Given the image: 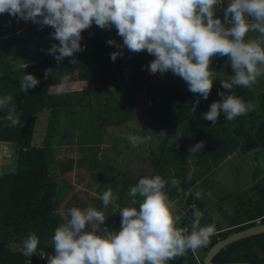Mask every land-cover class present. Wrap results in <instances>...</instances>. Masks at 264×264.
Instances as JSON below:
<instances>
[{"label":"clouds","instance_id":"clouds-1","mask_svg":"<svg viewBox=\"0 0 264 264\" xmlns=\"http://www.w3.org/2000/svg\"><path fill=\"white\" fill-rule=\"evenodd\" d=\"M222 5L223 0H0V14L7 13L39 28L50 26V38L59 43L52 44L47 53L54 56L57 64L65 58H72V62L74 54L84 50L82 32L93 24L102 30L114 27L123 43L106 41L118 49L110 53V59L115 62L122 57L125 48L133 54L146 50L154 57L147 65L150 74L170 71L186 83L191 93L199 94L192 105L195 114L200 99L207 100L216 80L209 70L214 57H227L232 69V75L220 80L226 92L237 87L251 88L264 76V0H229L223 9V22L214 18L216 8ZM249 31L259 32L260 39L246 41ZM44 76H49V70ZM69 78L68 74L61 77L58 92H62ZM39 83L34 75L24 73L19 79V91L27 93ZM218 95L221 99L201 114L213 125L221 113L233 121L256 108L241 97L225 92ZM12 100L10 94L0 96V110H7L3 119L9 127H22ZM127 139L135 148L150 137L130 133ZM203 147L204 142H198L189 152L196 153ZM192 174L188 173L187 180L192 179ZM170 183L180 191L178 179L173 178ZM168 184L155 175L140 178L131 186L127 196L133 203L137 196L142 201L138 208H120L118 231H110L105 224V211L117 202L111 188L100 196L104 211L92 207L69 209V219L54 230L50 241L54 254L48 257V264H168L189 250L207 246L209 238L216 234L215 224L201 226L203 212L193 205L191 230L178 228L182 216L174 215ZM205 195L214 199L211 192L203 190L195 193V199ZM38 244L39 238L29 234L22 240V255L29 258L36 254Z\"/></svg>","mask_w":264,"mask_h":264},{"label":"trees","instance_id":"trees-1","mask_svg":"<svg viewBox=\"0 0 264 264\" xmlns=\"http://www.w3.org/2000/svg\"><path fill=\"white\" fill-rule=\"evenodd\" d=\"M221 15L223 17V14ZM93 26L100 29L95 24ZM38 31V25L23 20L17 21L7 13L0 14V96L10 94L13 97L12 104L15 105L22 125V127H9V122L3 119L7 110H0V143L11 144L15 156L14 171L0 176V264H39L34 259L35 257H25L22 255V250H13L8 245V243H12L22 246V240L33 233L39 238L37 252L54 254L50 241L54 230L63 224L57 215H53L56 207L57 184L51 174L55 152L51 146L59 143V140L54 139L55 134L61 137L64 135V130L75 123L83 132L94 131L95 127L90 126L92 122L90 116L93 114V110L95 111L93 119H95L96 128L99 130L106 126H119L125 123L132 113L119 89L114 66L110 63L99 62L96 52L90 51L88 48L86 37H84V41H81L84 50L78 52L81 61L74 54L72 62V58H65L60 64H57L54 56L48 54L47 50L52 44L59 42L50 38V31L45 30L46 32L44 31L45 33L39 36ZM36 36L42 46L38 62L25 68L12 67L7 58L12 47L24 45ZM95 45L97 49L102 48V44L96 42ZM88 55L93 61L91 64L95 66L94 78L98 81L99 87L103 89L100 100L95 103V106L90 101L86 104L83 102V96L88 92L47 94V88L51 85L61 84V77L65 74L70 77L66 82L87 81L85 68L88 64V58H86ZM229 67L227 57L217 56L216 59H212L209 70L213 72L216 80L213 81V87L207 100L200 99L195 114L192 112V105L200 97L199 94L193 93L189 99L177 102L176 105L170 107V110L168 108L170 116L165 117L162 112L154 114V117L160 119L163 125H169V131L167 130L165 133L167 139H164L161 145L156 146L158 157L148 158L151 170L149 178L160 175L166 180L165 169L162 166L167 162L173 163L175 175L180 181L178 185L180 191H177L175 187L168 186L170 187L168 194H172L177 198V202L183 201L185 206L189 207L187 215L191 219L193 205L204 213L206 211L203 210L200 200L192 198V194L189 192L196 177L193 176L189 181L187 176L182 174V165L186 151L191 147L192 139L201 138L204 141L203 149L197 154V164L202 168L209 164H215L232 153L240 155L256 149L264 154V85L234 88L232 92H226L222 88L220 80L230 76L227 73ZM46 70H49L47 78L44 76ZM24 73L34 75L40 81L35 88L29 89L27 93L19 91V79ZM218 92L241 97L243 101L256 105V108L233 121L226 120L224 114L221 113L217 123L213 125L211 121L203 119L201 114L209 110L212 102L221 99ZM169 104L172 105L170 102ZM42 109L49 110V115L44 138L39 146H35L32 144L33 128L36 114ZM162 110L167 111L166 108H162ZM89 114L90 116H88ZM83 143L81 141V144ZM59 166L61 170L67 167L61 162ZM262 171L261 169L255 170L252 181ZM96 177L106 179L102 172L100 176L98 174ZM105 183L113 188V192L117 195V203L123 199L129 202L132 200L127 196L132 185L121 181L117 186V182L113 180L105 181ZM185 193H188L187 197ZM243 195H245L244 202L239 207L231 205V212L223 214L225 221L223 228L211 221L210 217L207 218L208 221L201 219V226L215 224L217 230L216 234L209 238L207 246L200 248L202 252L207 251L217 238H224L230 233L252 226L255 224V220H258L259 223L264 222V176L248 188ZM141 201L142 198L137 196L136 202L130 207L138 208ZM100 203L103 205L102 202ZM97 204L96 202L92 207L100 211V206ZM240 211L245 212L246 216L245 219H239V221L237 217ZM114 215L110 220L109 217L112 215L108 212L106 217L108 222H112L111 231H118L121 222L119 211L116 210ZM182 224V220H180L176 226L183 228ZM196 252H198L197 249ZM212 262L264 264V233L226 246L212 258ZM168 264L197 263L189 250L183 257L171 260Z\"/></svg>","mask_w":264,"mask_h":264},{"label":"rangeland","instance_id":"rangeland-1","mask_svg":"<svg viewBox=\"0 0 264 264\" xmlns=\"http://www.w3.org/2000/svg\"><path fill=\"white\" fill-rule=\"evenodd\" d=\"M228 2L229 0H223V5L216 8L214 18L219 17L223 22L221 14H223V9L227 7ZM227 26H230V23ZM91 28L82 32L81 41H84L86 32L93 33L92 36L86 38L88 48L90 51L96 52L99 62L110 63L114 66V74L118 79L119 89L132 113L125 123L119 126H106L99 130L96 128L95 119H93L95 114L93 110V114L88 116L92 119L90 126L95 127L94 131L83 132L75 123L67 127L61 137L55 134L54 139L59 140V143L51 146L55 151L51 174L57 184L56 207L53 215H57L62 223H66L69 219L68 211L73 207L87 210L89 207L95 206L93 204L97 202L100 211H104L103 205L100 203L102 202L100 196L109 188L113 190L112 187L107 186L105 181L113 180L117 182V186L121 181H125L127 184L135 186L140 178L149 177L151 170L148 158L158 157L156 146L161 145L164 139H167L165 133L167 130L169 131V125H163L160 119L154 117V114L162 112L163 116H170L168 108L170 110V107L176 105L177 102L185 101L191 96L186 83L181 78L173 76L170 71L163 75L149 73L147 65L154 57L149 55L146 50L140 54H133L125 48L123 49V56L118 57L113 62L110 59V53L118 51V49L115 45H108L106 41L112 39L118 44H122V38L117 35V30L114 27L110 30L97 29L94 26ZM259 34L256 31H249L245 40L258 41L260 39ZM96 42L102 44L101 49L96 48ZM75 57L78 59V55H75ZM86 58H88V64L85 68L87 88L83 82L77 89H87L89 101L94 103L93 106H95V103L100 100L103 89L99 87L98 81L94 78L95 66L91 64L93 62L90 59L91 56L88 55ZM227 73L229 75L233 74L231 67H229ZM255 85L260 87L264 85V82H257ZM240 88L237 87L236 89ZM96 107L93 108L96 109ZM162 108H166L167 111L165 112ZM44 117L38 118L37 129L33 130L32 144L35 146L41 144L45 135V123L48 116L43 119ZM130 133L141 137H150V139L134 148L127 139ZM81 141L84 143L81 144ZM201 141H203L201 138L192 139L191 147ZM190 148L186 151V157L182 165V174L187 176L189 172H192V177H196L189 192L194 199L197 191L211 192L214 199L208 198L207 195L203 199H199L203 210H206L205 213L203 212L202 221H208L207 218L210 217L211 221L223 228L225 224L223 214L231 212V205L239 207L244 202L245 195L243 193L248 189L245 188L252 180L249 179L251 181L247 184H242V182L245 181L252 169L261 168V170H264V162L259 167L256 163L257 155L250 151L240 155L232 153L215 164H209L202 168L197 164V154L200 151L191 153L189 152ZM7 157L3 155L0 157L2 162L0 175L13 172L15 169L14 154L10 153ZM60 162L67 166L64 170L60 169ZM162 168L165 169L164 176L169 182L168 186L171 187V180L173 178L177 179L173 163L167 162ZM101 172L106 177V179L102 177L103 181L101 177H96L98 174L100 176ZM170 187L167 189V194ZM168 197L169 201L174 203V215H181L183 227H188L191 230L192 219L187 215L189 207L185 206L183 201L177 202V198L172 194H168ZM132 204L133 200L129 202L123 199L120 203L116 202L115 205H109L105 211V216L109 212L112 215L109 217L111 220L116 210L130 207ZM245 216V212L240 211L237 219H245ZM256 222L258 220H255ZM105 224L109 225L108 228L111 231L110 225H112V222H108V219H106ZM103 227L104 225H101V228ZM8 245L13 250H22V246L12 243H8ZM197 250V254L201 258L204 252L200 248ZM190 252L193 259H195L196 250H190ZM51 255L53 254L36 251V254L32 256L39 264H48V257Z\"/></svg>","mask_w":264,"mask_h":264},{"label":"crops","instance_id":"crops-1","mask_svg":"<svg viewBox=\"0 0 264 264\" xmlns=\"http://www.w3.org/2000/svg\"><path fill=\"white\" fill-rule=\"evenodd\" d=\"M92 28H93V25H92ZM45 30L47 32L50 31V33L53 31V29L50 26H44L43 28H39L38 36L40 34L45 33L46 32ZM91 34L93 35L92 32H91ZM92 35H89V33L86 32L85 37L87 38L88 36H92ZM38 36H36V38L32 39L30 42H28L24 45H15L12 47V49L10 50V52L8 53V56H7L8 62L12 67L23 68V66L25 64L27 66H32L33 64L38 62L39 56H40V51H42V46L39 42ZM78 54L79 53H76L75 55L77 56ZM78 60L81 61V59L79 57H78ZM259 79L260 80H258V82H264V76L260 77ZM83 82L86 84L85 86L87 88L86 80L66 82L63 85L62 92H58V88H59L60 84L51 85L47 88V94L53 95V94H63V93H78V92L84 93V92H88L87 89L86 90H80L79 88L77 89V87H79V85H81V83H83ZM83 102L85 104L89 102L88 93H86L83 96ZM48 115H49V110H47V109H42L41 111H39L36 114V120L34 123L33 130L37 129L38 118L41 116L46 117ZM45 117L43 119H45ZM0 152H1L0 154L5 156L6 158H8L7 156L10 155V153L14 154L12 145L8 144V143H0ZM252 152L254 155H257L256 163L260 167L262 165V163L264 162V154H262V152H260L259 150H256V149L252 150ZM1 155H0V157H1ZM1 163L2 162L0 161V165H1ZM257 169H261V168H255V170H257ZM255 170L252 169V171H250V174L247 175V178L245 179V181L242 182V184H247L253 179V173ZM1 175H3V174H1ZM249 179H251V180L249 181Z\"/></svg>","mask_w":264,"mask_h":264},{"label":"water","instance_id":"water-1","mask_svg":"<svg viewBox=\"0 0 264 264\" xmlns=\"http://www.w3.org/2000/svg\"><path fill=\"white\" fill-rule=\"evenodd\" d=\"M89 35H92L89 33ZM264 176V170L261 172L259 176L254 178V180L246 186L245 189L252 187L255 183H257L260 179ZM264 233V222L259 223L256 222L254 225L249 226L247 228L238 230L236 232L230 233L229 235L225 236L224 238L217 239L207 251L204 252L201 264H251L248 262H231V263H213L212 258L221 250H223L226 246L235 243L239 240L253 237L256 235H260Z\"/></svg>","mask_w":264,"mask_h":264},{"label":"built area","instance_id":"built-area-1","mask_svg":"<svg viewBox=\"0 0 264 264\" xmlns=\"http://www.w3.org/2000/svg\"><path fill=\"white\" fill-rule=\"evenodd\" d=\"M196 254H194V257H195V259H194V261L197 263V264H201L200 263V259L202 258H200V256H199V254H197V252H195ZM192 255V254H191ZM196 255H197V257H196Z\"/></svg>","mask_w":264,"mask_h":264}]
</instances>
